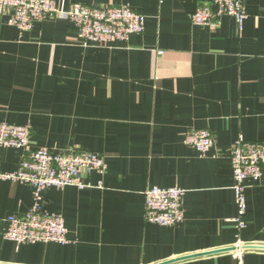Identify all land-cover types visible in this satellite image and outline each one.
<instances>
[{
    "label": "crops",
    "instance_id": "0c3cea01",
    "mask_svg": "<svg viewBox=\"0 0 264 264\" xmlns=\"http://www.w3.org/2000/svg\"><path fill=\"white\" fill-rule=\"evenodd\" d=\"M127 5L145 16L144 31L111 47L81 45L64 18L48 16L27 32L0 20V123L29 126L25 150L0 146V170L13 172L39 147L103 158L90 186L44 190L43 210L62 217L66 244H17L7 219L32 205V188L0 179V264H159L226 248L244 264H264V164L245 181L244 227L229 150L242 137L264 144V0H246L240 29L230 17L194 25L209 0H54ZM207 130L205 155L184 143ZM179 187L182 222L145 221L144 192ZM252 247V248H246ZM236 250L173 264H236Z\"/></svg>",
    "mask_w": 264,
    "mask_h": 264
},
{
    "label": "built area",
    "instance_id": "2783aa9c",
    "mask_svg": "<svg viewBox=\"0 0 264 264\" xmlns=\"http://www.w3.org/2000/svg\"><path fill=\"white\" fill-rule=\"evenodd\" d=\"M162 1V0H160ZM48 16L66 19L76 32L77 41L84 46L111 47L144 31L145 16L127 5L87 6L76 3L61 10L54 0H0V20L7 17L9 25L19 32H27L36 22ZM224 16L232 18L241 29L247 18L246 0H209L191 15L194 25L218 26ZM29 126L0 123V146L25 150L29 143ZM186 146L205 155L214 145L212 134L207 130H190L184 135ZM229 160L234 178V196L238 229L244 227L242 216L246 210L245 181L258 180L264 164V144L250 142L241 136L231 145ZM103 158L89 152L57 153L39 147L22 157L13 172L0 170V179L20 182L32 188V205L23 216L7 219L5 238L17 244L49 243L66 244L67 229L61 216L43 210L44 190L55 187H89L83 178L91 173L103 175ZM185 190L179 187H152L144 192L145 221L162 227L176 225L184 219L182 197ZM241 247H237L236 264L243 263Z\"/></svg>",
    "mask_w": 264,
    "mask_h": 264
},
{
    "label": "water",
    "instance_id": "95a60500",
    "mask_svg": "<svg viewBox=\"0 0 264 264\" xmlns=\"http://www.w3.org/2000/svg\"><path fill=\"white\" fill-rule=\"evenodd\" d=\"M246 248H252V247H246ZM240 249L244 250L245 247H241ZM234 250H236V248L220 249V250H215V251L202 253V254H194V255L184 256V257H181V258L169 260L167 262H162V263H159V264H173V263H177V262H181V261H185V260H189V259H194V258H197V257H202V256H205V255H213V254H220V253H225V252H232Z\"/></svg>",
    "mask_w": 264,
    "mask_h": 264
}]
</instances>
